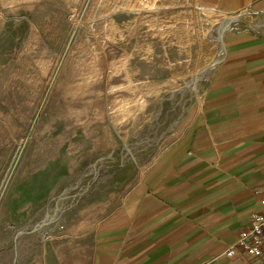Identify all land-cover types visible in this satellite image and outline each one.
I'll return each instance as SVG.
<instances>
[{
	"label": "rangeland",
	"instance_id": "obj_1",
	"mask_svg": "<svg viewBox=\"0 0 264 264\" xmlns=\"http://www.w3.org/2000/svg\"><path fill=\"white\" fill-rule=\"evenodd\" d=\"M262 21L197 0H0V264L85 263L197 122L230 27Z\"/></svg>",
	"mask_w": 264,
	"mask_h": 264
},
{
	"label": "crops",
	"instance_id": "obj_2",
	"mask_svg": "<svg viewBox=\"0 0 264 264\" xmlns=\"http://www.w3.org/2000/svg\"><path fill=\"white\" fill-rule=\"evenodd\" d=\"M197 2L255 13L264 27V0ZM263 191L264 28L232 26L195 125L97 223L87 261L70 264H264L242 250L226 254Z\"/></svg>",
	"mask_w": 264,
	"mask_h": 264
},
{
	"label": "built area",
	"instance_id": "obj_3",
	"mask_svg": "<svg viewBox=\"0 0 264 264\" xmlns=\"http://www.w3.org/2000/svg\"><path fill=\"white\" fill-rule=\"evenodd\" d=\"M239 250L249 256L264 257V191L260 208L252 213L249 226L240 232L236 241L228 247L226 254L235 256Z\"/></svg>",
	"mask_w": 264,
	"mask_h": 264
}]
</instances>
